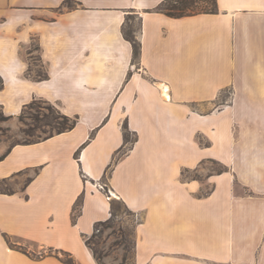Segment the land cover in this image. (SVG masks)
Instances as JSON below:
<instances>
[{
	"label": "crops",
	"instance_id": "crops-1",
	"mask_svg": "<svg viewBox=\"0 0 264 264\" xmlns=\"http://www.w3.org/2000/svg\"><path fill=\"white\" fill-rule=\"evenodd\" d=\"M65 1L0 0L3 114L40 100L76 120L36 143L0 142V182L15 185L0 192V264H64L59 253L98 264L85 241L113 200L137 216L133 264H264V0L181 18L155 12L162 0ZM34 55L45 80L29 71ZM124 123L136 141L106 193ZM209 163L225 170L184 178Z\"/></svg>",
	"mask_w": 264,
	"mask_h": 264
},
{
	"label": "rangeland",
	"instance_id": "rangeland-1",
	"mask_svg": "<svg viewBox=\"0 0 264 264\" xmlns=\"http://www.w3.org/2000/svg\"><path fill=\"white\" fill-rule=\"evenodd\" d=\"M129 21L127 25L137 30L138 19L134 14L128 16ZM127 26V27H128ZM29 71L31 75L42 71L41 64L36 58V55L29 59ZM229 91H224L221 98H229ZM62 121L58 118L56 108L44 101L33 100L26 105L19 115L13 120L0 122V142L6 145H11L16 142H24L27 140H37L44 138L51 133H55L54 127L56 123ZM50 123V124H48ZM131 145H128V148ZM127 148V149H128ZM126 149V151H127ZM206 169L201 172H189L184 175V178H198L202 177L209 171L220 170L217 164L209 163ZM109 171L103 178L102 189L108 193L107 185L105 183ZM23 176L20 180H24ZM15 187L14 181L0 182V189L4 191L13 190ZM111 198L112 195H107ZM116 215L109 224L98 225L95 235L89 241L90 247L96 250L104 264H133V226L137 216L125 209L120 203H115ZM11 246H17L24 251L33 253L35 255L49 253L47 249H41L34 244L18 241L16 239H6ZM61 259L67 260V256L59 253Z\"/></svg>",
	"mask_w": 264,
	"mask_h": 264
},
{
	"label": "trees",
	"instance_id": "trees-1",
	"mask_svg": "<svg viewBox=\"0 0 264 264\" xmlns=\"http://www.w3.org/2000/svg\"><path fill=\"white\" fill-rule=\"evenodd\" d=\"M64 6H66L69 9H73L75 6V3L67 0L64 3ZM155 12L158 13H162L165 16L168 17H172V18H181V17H187V16H193V15H197V14H203V13H210V14H214L217 13L218 9H217V2L216 0H162L155 8H154ZM124 38L126 40H128L131 43L132 46V61L135 63L138 61L139 57H140V42L138 41L137 37H136V30L133 27H126L124 29L123 32ZM36 49H38V47H36ZM36 78L38 80H45L47 78V74L44 71H39L36 74ZM3 87V81L0 77V90ZM57 110V109H56ZM57 114H58V118L61 119L62 121L57 122L56 127H54V131L55 133H51L49 135H47L44 138H40L37 140H27L24 142H16L13 143L11 145H9V148L16 145V144H32V143H36L40 140L46 139L48 137H51L53 134H57V133H61L67 130H70L74 127L76 120L75 118H69L63 114H61L58 110H57ZM10 117L9 116H5L1 110L0 107V122H6L7 120H9ZM50 124V123H48ZM122 134H123V145L119 150V154L116 153L113 157V160L111 162V164L108 166L107 170L105 171L104 177L106 176L107 172L110 171L113 167V165L116 163V161L124 154L126 153V149L128 148V145H132L135 141H136V135L133 133H130L127 129L126 124L124 123L122 125ZM8 148V149H9ZM79 150H77L75 152V156L77 157ZM225 169L224 168H220V170H218V172H223ZM1 193H12L11 190L8 191H4L0 189ZM82 200H83V194H81L76 202L74 203V206L72 208V213H71V221L72 223L76 222V219L78 218V216L81 213V205H82ZM115 203H120L124 206L125 209L126 206L120 202V201H116L113 200L110 203V217L103 221V222H98L94 225V232L92 233V235L86 239L85 243L87 245V247L89 248V250L91 251L94 259L96 260V262L98 264H104L101 259L100 256L98 255V253L96 252V250H94L93 248L90 247L89 241L93 238V236L95 235V231L98 225H103V224H109L115 217L116 215V209H115ZM128 210V209H127ZM132 248H134V246H132ZM24 253L28 254L27 252L24 251ZM65 256H67V260L61 259V261L64 264H76L73 260V258L70 256V254L68 253H62ZM32 257H39V255H35L33 253L29 254Z\"/></svg>",
	"mask_w": 264,
	"mask_h": 264
}]
</instances>
